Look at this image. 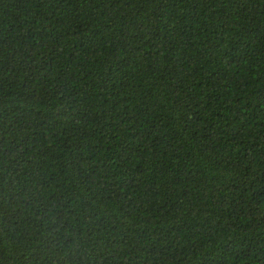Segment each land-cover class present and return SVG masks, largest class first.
<instances>
[{
  "label": "trees",
  "instance_id": "1",
  "mask_svg": "<svg viewBox=\"0 0 264 264\" xmlns=\"http://www.w3.org/2000/svg\"><path fill=\"white\" fill-rule=\"evenodd\" d=\"M0 264H264V0H0Z\"/></svg>",
  "mask_w": 264,
  "mask_h": 264
}]
</instances>
